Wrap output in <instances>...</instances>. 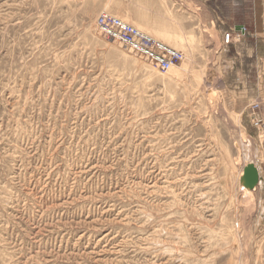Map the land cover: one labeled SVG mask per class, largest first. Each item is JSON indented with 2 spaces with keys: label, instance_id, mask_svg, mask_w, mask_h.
I'll return each instance as SVG.
<instances>
[{
  "label": "rangeland",
  "instance_id": "374dc122",
  "mask_svg": "<svg viewBox=\"0 0 264 264\" xmlns=\"http://www.w3.org/2000/svg\"><path fill=\"white\" fill-rule=\"evenodd\" d=\"M259 118L264 0H0V264H264Z\"/></svg>",
  "mask_w": 264,
  "mask_h": 264
},
{
  "label": "built area",
  "instance_id": "2783aa9c",
  "mask_svg": "<svg viewBox=\"0 0 264 264\" xmlns=\"http://www.w3.org/2000/svg\"><path fill=\"white\" fill-rule=\"evenodd\" d=\"M98 27L105 37L123 44L132 53L138 54L164 72L170 70L173 65L182 59L181 53L161 45L153 38L139 32L136 28L110 15L102 14L98 18ZM234 33H237V37L240 39L246 35V28L240 27L236 31L226 32L223 35L224 46L233 44ZM255 109H260V106L256 105ZM255 126H264V121L261 118L256 119Z\"/></svg>",
  "mask_w": 264,
  "mask_h": 264
},
{
  "label": "water",
  "instance_id": "95a60500",
  "mask_svg": "<svg viewBox=\"0 0 264 264\" xmlns=\"http://www.w3.org/2000/svg\"><path fill=\"white\" fill-rule=\"evenodd\" d=\"M259 171L254 164L248 165L244 169V174L241 178V185L248 191H253L259 183Z\"/></svg>",
  "mask_w": 264,
  "mask_h": 264
},
{
  "label": "bare ground",
  "instance_id": "6f19581e",
  "mask_svg": "<svg viewBox=\"0 0 264 264\" xmlns=\"http://www.w3.org/2000/svg\"><path fill=\"white\" fill-rule=\"evenodd\" d=\"M75 1H77V0H75ZM79 1H81V0H79ZM102 14H107V15H110V16H112V17H115V16H113V15L107 13V12H103V13H101V15H102ZM101 15H99V17H100ZM99 17H98V18H99ZM98 18H97L96 23H95V25H96V29L98 30V32H99V33H100V34H101L106 40H108V41H113L112 39H110V38H108V37H105V36L102 34V32L100 31V29H99V27H98ZM115 18L121 20V19L118 18V17H115ZM121 21L124 22L125 24L130 25L129 23H127V22H125V21H123V20H121ZM130 26H132V25H130ZM132 27H134V26H132ZM134 28H136V27H134ZM136 29H137V28H136ZM137 30H138L139 32H141V33H143V34H145V35H147V36L153 38V37L150 36L149 34L143 32V31H141V30H139V29H137ZM153 40L157 41V42L160 43L161 45H163V46H165V47H167V48H169V49H171V50L177 51V50H175V49H173V48H171V47L165 45L164 43L158 41V40L155 39V38H153ZM113 42L118 43V44L121 45L126 51L132 53V51H131L129 48H126L123 44H121V43H119V42H117V41H113ZM222 43H223V38H222ZM223 45H224V44H223ZM177 52H179V51H177ZM179 53H181V52H179ZM132 54L135 55V56H137V57H139V58H141V59H143L144 61L150 63L149 61H147V60L144 59L143 57L139 56L138 54H136V53H132ZM181 55H182V54H181ZM180 61H181V60H180ZM180 61H179V62H180ZM179 62H178V63H179ZM178 63H177V64H178ZM150 64L153 65L152 63H150ZM177 64L173 65V66L171 67V69L168 70V71H171L173 68H175V67L177 66ZM153 66H155V65H153ZM155 67L158 68L159 70H161L159 67H157V66H155ZM161 71H162V70H161ZM168 71H166V72H168ZM163 72H164V71H163Z\"/></svg>",
  "mask_w": 264,
  "mask_h": 264
},
{
  "label": "crops",
  "instance_id": "0c3cea01",
  "mask_svg": "<svg viewBox=\"0 0 264 264\" xmlns=\"http://www.w3.org/2000/svg\"><path fill=\"white\" fill-rule=\"evenodd\" d=\"M239 27H237L236 29H238Z\"/></svg>",
  "mask_w": 264,
  "mask_h": 264
}]
</instances>
